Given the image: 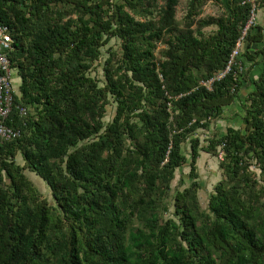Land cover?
Listing matches in <instances>:
<instances>
[{"label": "trees", "instance_id": "trees-1", "mask_svg": "<svg viewBox=\"0 0 264 264\" xmlns=\"http://www.w3.org/2000/svg\"><path fill=\"white\" fill-rule=\"evenodd\" d=\"M186 1L180 23L179 0H0L19 80L6 120L19 137L0 141V264H264V28L243 38L248 69L207 90L252 4L212 0L223 13L200 17L211 0ZM237 101L241 128L200 139ZM186 143L191 182L171 194ZM201 152L222 153L204 210Z\"/></svg>", "mask_w": 264, "mask_h": 264}, {"label": "rangeland", "instance_id": "rangeland-1", "mask_svg": "<svg viewBox=\"0 0 264 264\" xmlns=\"http://www.w3.org/2000/svg\"><path fill=\"white\" fill-rule=\"evenodd\" d=\"M158 5H163V0H157ZM186 0H179L178 5L176 6V19L180 23L184 21V16L186 14ZM224 1L222 3H216L215 1H208L201 9L200 17H218L221 15L225 9ZM255 22L256 24L263 25L264 27V11L258 10L256 12L255 16ZM214 28H205L204 32L209 33L210 31H213ZM118 42L115 40H111L105 47L102 48V55H101V62L105 59V53L107 49L112 48L115 50H118ZM163 48V45H159L156 50V57L158 54V50H161ZM261 58H258L260 60ZM249 64L244 65V70L248 69ZM260 71L259 66H256L253 68V70L250 73V77L253 76V78L256 76ZM91 75L96 77L97 79H101V71L100 66H96L92 71ZM11 83L14 87V92H16L17 89V83L18 78L12 72L11 77ZM244 85L247 86L246 83ZM248 92V89H242L239 93L240 97H245L246 93ZM113 115V107H108L106 115L104 117V121L109 122L111 120V117ZM243 115L242 109L236 108L235 104L227 107L222 115V118L216 120L211 129L208 132L199 131L198 136L200 139H204L208 134L216 133L217 135H222L225 132V129L227 127H233L235 129L241 128V116ZM185 154H186V164L176 170L174 180L171 183V191L170 193L173 194L176 189L182 190L183 188H186L190 185L191 180L188 177L189 173V162H190V155H189V148L188 143H186L184 146ZM16 162L21 164V159L19 157L16 158ZM218 162L219 159L217 157L210 156L208 154L200 153L199 157L196 162V172L198 175V180L200 182V190L197 193L198 202L202 210H204L207 206V201L209 198V195L211 194L213 190V186L222 178L221 171L218 168ZM26 176L29 178V180L34 184V186L37 188L39 193L43 196V198L47 199L48 202H52L50 192L48 187L45 185L44 182H42L38 177L33 175L32 173L25 172Z\"/></svg>", "mask_w": 264, "mask_h": 264}, {"label": "built area", "instance_id": "built-area-1", "mask_svg": "<svg viewBox=\"0 0 264 264\" xmlns=\"http://www.w3.org/2000/svg\"><path fill=\"white\" fill-rule=\"evenodd\" d=\"M252 4L249 18L245 23L240 38L236 41L234 48L229 54L228 60L224 68L210 78L207 81L199 82V85L205 87L207 90H211V86L214 82L220 81L225 76L231 74L233 68H237L236 71L240 75L245 70L244 67L238 62V57L242 50L243 38L246 36L247 31L256 25L255 16L256 10L254 6L255 0H249ZM11 48V38L7 31V27L0 24V141L10 142L19 137V131L6 125L12 106L14 89L11 83L12 70L7 57V52ZM233 91V90H232ZM28 113V109L25 107L18 108V114L21 117H25ZM217 158L221 160L222 153L219 152Z\"/></svg>", "mask_w": 264, "mask_h": 264}, {"label": "crops", "instance_id": "crops-1", "mask_svg": "<svg viewBox=\"0 0 264 264\" xmlns=\"http://www.w3.org/2000/svg\"><path fill=\"white\" fill-rule=\"evenodd\" d=\"M259 25H260V24H259ZM260 26L263 27V25H260ZM263 28H264V27H263ZM18 83H19V80H18ZM18 83H17V84H18ZM244 89H246V88H244ZM244 89H243V90H244ZM235 106H236V108H239V107H240V102L237 101V102L235 103Z\"/></svg>", "mask_w": 264, "mask_h": 264}]
</instances>
